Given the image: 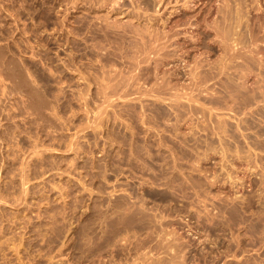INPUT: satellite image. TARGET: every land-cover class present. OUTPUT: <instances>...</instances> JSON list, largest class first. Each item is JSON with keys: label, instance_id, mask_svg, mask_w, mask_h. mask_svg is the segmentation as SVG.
Here are the masks:
<instances>
[{"label": "rangeland", "instance_id": "374dc122", "mask_svg": "<svg viewBox=\"0 0 264 264\" xmlns=\"http://www.w3.org/2000/svg\"><path fill=\"white\" fill-rule=\"evenodd\" d=\"M175 1L166 0L169 4L154 12L168 19L165 25L156 23L160 28L180 16L182 2ZM201 1L192 13L199 15L207 6ZM211 1L214 9L221 2ZM121 2L112 9L94 0H0V264H97L101 259L108 264L109 257L114 264H264V96L250 104L256 115L245 110L250 105L228 111L221 102L220 116L226 112L233 124L238 114L249 120L241 123L246 130H238L245 137L237 129L233 138L231 132L227 137L216 132L209 92L196 94L201 105L195 97L198 104L179 98L185 107L179 106L178 129L173 117L159 118L153 103L175 113L169 99L125 95L124 82L115 77L131 69L137 36L129 33L123 45L117 39L125 56L113 61L106 55L112 49L107 37L94 33L118 21L146 29L154 7L147 0ZM260 4L263 11L249 14L264 15V1ZM203 48L198 45L191 53L205 61L221 52ZM252 69L254 78L248 76L247 84L257 86L264 81L261 68ZM144 77L127 87L146 90L153 82ZM197 80L202 82L200 74ZM189 102L195 105L191 113ZM216 133L227 141L221 144Z\"/></svg>", "mask_w": 264, "mask_h": 264}, {"label": "bare ground", "instance_id": "6f19581e", "mask_svg": "<svg viewBox=\"0 0 264 264\" xmlns=\"http://www.w3.org/2000/svg\"><path fill=\"white\" fill-rule=\"evenodd\" d=\"M132 1V0H130ZM142 1V0H141ZM169 1V0H167ZM178 1H181L182 2V6L183 8L181 9V13L179 17H176L175 16V19L172 20V18L170 17V20L168 22H171V25L170 23H168L170 26L166 29L164 28H160L156 23H160L162 22L163 25L166 24L167 22V18L163 17V13H162V18L160 15V13H158L157 15L154 14V12H157V11H160L159 8L160 6H162L163 4L165 5H168L169 2H166L165 0V3L162 2V0H157V1H154V5H150L149 2H152L151 0L148 1L147 0V5L150 6V9L154 7V11H153V14H150V12L152 13L151 10H149V19L150 22H148L147 24V27L146 29H139V28H135V27H132L130 25H127L126 27L123 25V24H119L118 25V21L117 22V25H109V23L107 22L106 25H102L101 28L99 29H96V31H94V33L97 35L99 34L98 31H102L103 32V36L109 40L110 42V46L112 47V49L107 52V56L109 59H113V61L116 60V57H119V58H124V54L122 53V50H120V52H118L119 50L117 49V47L120 45H115L117 43H121V45H123L124 41L126 42V37L129 36L128 34L131 33L133 36H137V42H134L133 44H131V49L135 46V52L137 54H135L134 52V48L132 49L133 50V54H135V56H132L133 57V63L130 62V65H131V69H128L129 72H125L122 74L121 73H116V76L119 75L120 76V80H122L124 82L123 86H124V89H121V91L123 90V92L126 94L129 93H141V95L145 94V95H149L150 96H153L154 97H157L156 99H161L162 100L164 98H167L169 99L170 101V104L172 105V107L175 109V113H172V112H168L167 110L163 109V107H161L160 104L157 103H153V107H154V111H156V114L157 116H159V118L161 117V119H165V118H169L170 117H173L176 121L175 123V128H177V125L179 123L177 122H180L179 121V117H182V110L179 109V106L181 107H185V104H181V101L179 102V98L181 97H185L187 98L186 100L188 101H191L193 102V98L196 96L197 93H207L209 92L212 96L210 103L209 105L211 107L206 106V107H209L208 109H214L217 111L214 112L213 114V111L211 112V114L215 115L216 117V124H211L212 126H214L213 128L216 130L217 133L220 134V132L222 133H225V135L227 134V131L229 132V136L230 137H234L236 136L237 134L235 133V130L237 129V132L239 129H241V123L242 121L245 122V124L247 122H249V120H246V118L244 119V116L242 117L241 119V116H238V119L236 121H233V123H231V121H229L226 117L228 116H223L225 113L222 114V116L219 115V113L223 111V109L225 108V110L227 109H235L234 107H246L247 105H250L252 104V102H257V98H259L260 96H264V89L263 87H261V82H264V81H261L259 83V85L257 84V86L253 85H248L247 84V79H248V76L249 78L250 77V74L252 71L251 69L255 67L258 68H261V72H258L259 74H261V78L262 80L264 79V15L263 14H259L261 13V11H263L261 9V4H260V0H251L249 1V3H244L242 0H221L220 3H218V6L216 9L213 8V6L209 5L212 1L211 0H207V2L205 4H207V6L202 9V12L198 15L196 14L197 17H195V14L194 12L192 13V11H190V9H193L194 6L196 7V5L198 4L199 0H178ZM211 1V2H210ZM264 1V0H263ZM95 4H98L99 5H108L109 7H111L112 9H115L117 5H122L120 3L121 0H94ZM171 2V1H170ZM177 2V0L175 1ZM204 0L201 1L199 4L202 5V3L204 4ZM73 3V2H72ZM168 3V4H167ZM173 3V2H172ZM74 4V3H73ZM72 5V4H71ZM142 5V4H141ZM213 5V3H212ZM135 6V5H134ZM148 6V7H149ZM153 6V7H151ZM73 7V5H72ZM95 7V6H94ZM93 7V8H94ZM159 7V8H158ZM164 7V6H163ZM178 7V6H177ZM176 7V9H177ZM212 7V8H211ZM215 7V6H214ZM106 8V7H105ZM104 8V9H105ZM119 8V7H118ZM130 8V7H129ZM139 8V7H138ZM146 8V7H145ZM162 8V7H161ZM199 8V7H198ZM264 8V7H263ZM73 9V8H72ZM140 9V8H139ZM148 9V8H147ZM175 9V10H176ZM197 9V8H196ZM201 9V8H200ZM214 9V10H213ZM256 10L257 12L259 10H261L259 13H254L253 15L249 14V13H253L255 11L253 10ZM119 10V9H118ZM195 10V8L193 9ZM75 11V10H74ZM116 11V10H115ZM121 11V10H120ZM127 11H130V10H127ZM141 11V10H139ZM171 11V10H170ZM173 11V10H172ZM178 11V9H177ZM176 12V11H174ZM115 13V12H114ZM125 13V12H124ZM127 13V12H126ZM133 13V12H132ZM146 13V12H145ZM171 14V12H169ZM96 14V13H95ZM136 14V13H135ZM141 14V13H140ZM69 15V14H68ZM131 15V14H130ZM174 15V14H173ZM250 15V17H249ZM263 15V16H262ZM109 16V15H108ZM111 16V15H110ZM129 16V15H128ZM135 16V15H134ZM133 16V18H134ZM147 16H148V11H147ZM170 16V15H169ZM107 17V16H106ZM168 17V16H167ZM173 17V16H172ZM109 18V17H108ZM131 18V20L133 19ZM137 18V17H136ZM164 18V19H163ZM177 18V19H176ZM113 19V17H112ZM116 19V18H115ZM122 19V18H121ZM129 19V18H128ZM142 19V18H141ZM144 19V18H143ZM138 20V19H137ZM159 20H161L160 22H158ZM128 21V20H127ZM133 21V20H132ZM115 22V21H114ZM139 22V21H138ZM73 24V23H72ZM111 24V23H110ZM127 24V23H125ZM131 24V23H130ZM82 25V24H81ZM132 25H133V22H132ZM146 25V23H145ZM157 25V26H156ZM162 25V26H163ZM135 26V25H134ZM138 26H141V25H138ZM161 26V25H160ZM137 27V26H136ZM165 27V26H164ZM184 30V31H183ZM196 30V32L194 31ZM71 31V30H70ZM73 33V32H72ZM86 33V32H85ZM76 35V34H75ZM131 35V36H132ZM102 36V37H103ZM78 38V37H77ZM128 38V37H127ZM134 38V37H133ZM79 39V38H78ZM117 39L119 40V42L115 43L117 41ZM133 40H136L135 38ZM140 43V45L138 44ZM128 46H129V43H127ZM109 45V44H108ZM120 45V46H121ZM198 45L199 47L203 46L206 47V49L210 52H212L211 50H217V49H220L221 52H219V54H213L214 55H217L216 57L214 56V59L213 60H210L209 57L208 59L206 58L205 61L200 60V56H196L197 52L193 49V48H198ZM125 46V45H124ZM263 46V47H262ZM130 47V46H129ZM122 48V47H121ZM120 48V49H121ZM204 49V48H203ZM117 50V51H116ZM127 50V49H126ZM193 51H195L196 53H191ZM206 50V51H207ZM104 51V49H103ZM198 51V50H197ZM105 52V51H104ZM130 52V51H129ZM205 52L202 51V53ZM209 52V53H210ZM218 52V51H217ZM199 53V52H198ZM194 54H196L194 56ZM201 54V53H200ZM208 55V53H206ZM75 55V53H74ZM203 55V54H202ZM99 56V55H98ZM128 56V54H127ZM126 56V57H127ZM204 56V55H203ZM125 57V58H126ZM130 57V55H129ZM131 57V59H132ZM186 57H189L186 59ZM73 59V58H72ZM174 59V60H172ZM191 61H190V60ZM99 60V59H98ZM189 60V61H187ZM147 62V65L146 63ZM67 63V62H66ZM132 63V64H131ZM141 63H145V65H141ZM172 64L169 69H166L164 68L163 69V66L164 65H167V64ZM111 65V64H110ZM113 65V64H112ZM117 65V64H116ZM124 65V64H123ZM122 65V66H123ZM127 65V63H126ZM129 65V64H128ZM118 66V65H117ZM130 67V66H129ZM167 67V66H166ZM68 68V67H67ZM113 68V67H112ZM116 68H119V67H116ZM117 70V69H116ZM115 70V71H116ZM121 70V69H120ZM135 70V71H134ZM253 70V69H252ZM256 70V69H255ZM122 71H125V70H122ZM134 73H133V72ZM251 71V72H250ZM254 71V70H253ZM260 71V70H259ZM91 72V71H90ZM105 72V71H104ZM113 72V71H112ZM81 73V72H80ZM256 74V75H259V74ZM103 74V73H102ZM199 74L200 76L202 77V82H199L197 79L199 78ZM87 75V73H86ZM188 75V77H186ZM254 75V76H256ZM118 76V77H119ZM142 76H145L144 78L147 79V82L149 81H152V85H150V87L148 88L147 85L145 84L146 82H144V84L146 85L145 87H147L146 90H143L139 91V88L135 89L134 88H131L133 86H129L127 87V84L129 85V82L130 80L132 81H136L138 79H140ZM257 77V76H256ZM103 78V77H102ZM160 78V79H159ZM186 78H189L188 80L190 81H185L184 79ZM254 78V77H253ZM251 78V79H253ZM258 78V77H257ZM99 79V78H98ZM186 82L182 83L181 81L183 80ZM256 79V78H255ZM96 80V79H95ZM101 80V79H100ZM112 80V79H111ZM141 80V79H140ZM144 80V79H143ZM181 80V81H180ZM187 80V79H186ZM261 80V79H259ZM103 81V79L101 80ZM106 80H104L105 82ZM109 81V80H108ZM131 81V82H132ZM212 81V82H211ZM253 84L258 81V80H253ZM121 82V81H120ZM119 82V83H120ZM140 82V81H139ZM208 82V83H207ZM259 82V81H258ZM106 83V82H105ZM189 83V84H188ZM108 84V82H107ZM112 84V83H111ZM118 84V83H116ZM131 84V83H130ZM137 84V83H136ZM264 84V83H263ZM110 85V84H109ZM140 85V84H139ZM88 86V85H87ZM101 86V85H100ZM114 86H118V85H114ZM122 86V84H121ZM142 86V85H141ZM7 88V87H6ZM105 88H106V85H105ZM112 87L110 86V89ZM116 88V87H114ZM261 88V90H260ZM109 89V88H108ZM263 89V90H262ZM84 90V89H83ZM114 90V89H113ZM119 90V88H118ZM117 90V91H118ZM101 91H105V90H101ZM130 91V92H129ZM115 92V91H114ZM82 93V92H81ZM107 93V92H106ZM109 93V92H108ZM205 93V94H206ZM114 94V93H112ZM111 94V95H112ZM209 94V95H210ZM117 95V94H116ZM133 95V94H132ZM131 95V96H132ZM80 96V95H79ZM88 96V95H87ZM118 96V95H117ZM166 96V97H165ZM198 96V95H197ZM84 97V96H83ZM115 97V96H114ZM113 97V98H114ZM119 97V96H118ZM134 97V96H133ZM132 97V98H133ZM137 97V96H136ZM139 97V96H138ZM144 97V96H143ZM199 97V96H198ZM104 98V97H103ZM112 98V97H111ZM122 98V97H121ZM141 98V97H140ZM184 98V99H185ZM229 98H230V101L231 103H233L232 105L229 104L228 106V101H229ZM88 99V98H87ZM128 99V98H127ZM135 99V98H134ZM152 99V98H151ZM196 99V97L194 98ZM228 99V100H227ZM105 100V99H104ZM103 100V101H104ZM106 100H109V99H106ZM111 100V99H110ZM193 100V101H192ZM198 100V103H199V100L200 99H196ZM263 100V99H262ZM261 100V101H262ZM127 101V100H126ZM155 101V100H154ZM166 101V100H165ZM264 101V100H263ZM184 102V101H183ZM187 102V101H186ZM195 102V101H194ZM221 102L224 103V108L222 107V110L220 111V108H221ZM109 103V102H108ZM132 103V102H131ZM195 102V104H198ZM201 103H205V102H201ZM230 103V102H229ZM258 103V102H257ZM256 103V105H257ZM263 103V102H262ZM261 103V104H262ZM127 104V103H126ZM200 104V103H199ZM208 104V103H207ZM109 105V104H108ZM130 105V104H129ZM169 105V106H171ZM187 105H189L188 107V110H190V113L191 111H195V105L193 106L192 103H188ZM201 105V104H200ZM202 105H205V104H202ZM255 105V106H256ZM114 106V105H113ZM126 106V105H124ZM250 109L249 107H246L247 109H245L246 111L249 110V112H251V109H252V105H250ZM144 107V106H143ZM198 107V106H196ZM203 107V106H202ZM152 108V107H151ZM201 108V107H200ZM255 108V107H254ZM141 109V108H140ZM172 109V108H171ZM197 109V108H196ZM203 109H207V108H202L201 110ZM243 109V108H241ZM153 110V108H152ZM228 110V111H229ZM148 111V110H147ZM186 111V110H185ZM198 111V110H197ZM208 111V110H207ZM220 111V112H218ZM234 111V110H233ZM253 111V109H252ZM201 112V111H200ZM241 112V110H240ZM238 112V113H240ZM244 111H242L243 113ZM248 112V113H249ZM189 112H187V115H188ZM196 113V112H195ZM204 113V112H203ZM210 113V112H209ZM237 113V112H235ZM241 113V114H242ZM254 113V111L252 112ZM154 114V112H153ZM205 114V113H204ZM203 114V115H204ZM234 114V112H233ZM255 114V113H254ZM264 114V113H263ZM151 115V114H150ZM181 115V116H180ZM227 115H229L230 117V114L229 112L227 113ZM235 115V114H234ZM233 115V117H234ZM244 115V114H243ZM247 115H251L250 114H247ZM245 114V117L247 116ZM256 115V114H255ZM186 116V115H185ZM205 116V115H204ZM232 116V115H231ZM149 117V115H148ZM153 117V115L151 116V118ZM189 117V116H188ZM213 116H209L208 119H211ZM222 117H225L222 119ZM232 117V118H233ZM236 117V118H237ZM251 117V116H250ZM254 117V116H253ZM256 117V116H255ZM143 118V117H142ZM150 118V119H151ZM154 118V117H153ZM184 118V117H183ZM186 118V117H185ZM192 118V117H191ZM207 118V117H206ZM205 118V119H206ZM235 118V117H234ZM235 118V119H236ZM262 119L264 117H261ZM158 119V118H157ZM182 119V118H181ZM204 119V120H205ZM207 119V120H208ZM247 119H248V116H247ZM250 119V118H249ZM258 119V118H257ZM142 120V119H141ZM144 120V119H143ZM153 120L156 121V119L154 118ZM215 120V119H214ZM234 120V119H232ZM253 120V118H252ZM152 121V119L150 120ZM185 121V120H184ZM201 121V120H200ZM251 121V119H250ZM191 122V121H190ZM206 122V121H204ZM203 122V124H204ZM254 122V121H253ZM144 123V122H143ZM149 123V122H148ZM160 123V122H159ZM166 123V122H165ZM200 123V122H198ZM211 123V122H210ZM213 123V122H212ZM215 123V122H214ZM255 123H256V119H255ZM254 123V124H255ZM259 123V122H258ZM263 123V122H262ZM151 124V123H150ZM167 124V123H166ZM172 124V123H171ZM257 124V123H256ZM189 125V124H188ZM248 125V124H247ZM264 125V124H262ZM153 126V125H152ZM162 126V125H161ZM174 126V124H173ZM193 126V125H192ZM197 126V125H196ZM195 126V127H196ZM200 126V125H199ZM203 126V125H202ZM201 126V127H202ZM234 126V130L232 129ZM261 126V125H260ZM208 127V126H207ZM240 127V128H239ZM245 127V126H244ZM242 128L243 130H246L245 128ZM247 127V126H246ZM249 127V126H248ZM251 127V126H250ZM263 128V127H261ZM260 128V129H261ZM178 129V128H177ZM192 129V128H191ZM200 129V128H199ZM202 129H205V128H202ZM213 129V130H214ZM157 130V129H156ZM173 130V129H172ZM243 130H240L241 131V136H246L245 133H243ZM176 131V130H175ZM206 131V130H204ZM239 131V132H240ZM159 132V131H158ZM177 132V131H176ZM231 132V134H230ZM238 132V133H239ZM180 133V132H179ZM178 133V134H179ZM216 133V134H217ZM222 133V134H223ZM210 134V133H209ZM217 134V136L219 135ZM260 134V133H259ZM263 134V133H262ZM160 135V134H159ZM189 135V134H188ZM211 135V134H210ZM215 135V134H214ZM221 135V134H220ZM218 136L221 138V136ZM161 136V135H160ZM159 136V137H160ZM158 137V136H157ZM225 137V136H224ZM227 137V135H226ZM218 138L219 140H221L223 138L220 139ZM237 138V137H236ZM235 138V139H236ZM247 138V137H246ZM224 139L227 141L226 138H223L221 142H224ZM238 140V139H236ZM255 140V139H254ZM216 141V140H215ZM239 141V140H238ZM219 142V141H218ZM237 142V141H236ZM234 142V143H236ZM241 142V141H240ZM248 142V141H247ZM184 143V142H183ZM250 143V142H248ZM222 144V143H221ZM233 144V143H232ZM237 144H239L237 142ZM253 144V143H252ZM234 145V144H233ZM241 145V144H240ZM242 145H243V142H242ZM251 145V144H250ZM187 146V145H186ZM210 146V145H209ZM225 146V145H224ZM238 147V145H234L233 147ZM245 146V145H244ZM232 147V146H231ZM230 147V148H231ZM232 147V148H233ZM242 147V146H241ZM246 147V146H245ZM211 148V147H210ZM239 148V147H238ZM248 148V147H247ZM246 148V149H247ZM253 148V147H252ZM234 149V148H233ZM236 149V148H235ZM241 149V148H240ZM244 149V148H243ZM260 149V148H259ZM224 150V149H223ZM237 150V149H236ZM234 150L232 153L234 154V152L236 151ZM251 150V149H250ZM255 150H258V149H255ZM264 150V149H263ZM238 151V150H237ZM241 151V150H239ZM243 151V150H242ZM241 151V153H242ZM160 152V150H159ZM222 152V151H221ZM226 152V151H225ZM244 152V151H243ZM249 152V151H247ZM252 152V150H251ZM250 152V154H251ZM255 152V151H253ZM261 152V151H259ZM238 153V152H237ZM240 153V152H239ZM239 153L237 155H239ZM257 153V151H256ZM207 154V153H206ZM228 154V152L226 153H223L222 155H224V157L226 158V155ZM230 154V153H229ZM232 154V155H233ZM243 154V153H242ZM245 154V152H244ZM173 155V154H172ZM230 154V156H232ZM236 155V154H235ZM233 155V156H235ZM248 155V153H247ZM257 154H255L256 156ZM259 155V154H258ZM252 156V155H251ZM237 158L239 157L236 156ZM242 157V155H241ZM244 157H246L244 155ZM243 157V158H244ZM249 155L247 156V160H250V158L248 159ZM236 158V159H237ZM255 158V157H254ZM258 158V156H257ZM230 159V158H229ZM232 160V159H231ZM231 160L229 161V163L231 162ZM234 160V159H233ZM245 160V158H244ZM259 160V159H258ZM257 160V161H258ZM228 161V160H227ZM256 161V160H255ZM234 162V161H233ZM231 164V163H230ZM234 165V164H232ZM223 166V165H222ZM205 167V166H204ZM225 167V166H224ZM230 167V166H229ZM226 168V167H225ZM248 168V167H247ZM229 169V168H228ZM231 169V168H230ZM243 169V168H242ZM226 171V170H225ZM228 171H231V170H228ZM227 171V173H228ZM230 173V172H229ZM233 173V172H231ZM229 175H232V174H228ZM227 176V175H226ZM230 177V176H229ZM234 177V176H233ZM236 178V177H235ZM241 178V177H240ZM232 179V178H230ZM232 181V180H231ZM235 181V180H234ZM233 183V182H232ZM153 214V213H152ZM112 215V214H111ZM103 219V218H102ZM159 220V219H158ZM160 221V220H159ZM161 224V223H160ZM96 227V226H95ZM86 229V228H85ZM92 229V228H91ZM165 229V228H164ZM89 230V229H88ZM97 230V229H95ZM105 230V229H104ZM74 231V230H73ZM84 231V230H83ZM87 231V230H85ZM90 232V230H89ZM92 232V231H91ZM166 232V231H165ZM96 233V232H94ZM99 233V232H98ZM106 233V232H105ZM97 234V233H96ZM95 236H98L96 235ZM163 234V233H161ZM160 234V235H161ZM83 235V234H82ZM88 235V234H87ZM171 235V234H170ZM92 236V235H91ZM89 236V237H91ZM105 236V235H104ZM107 236V234H106ZM169 236V235H168ZM88 237V236H87ZM93 237V236H92ZM91 237V238H92ZM103 238V236H101ZM110 237V236H108ZM95 239V237H93ZM92 238V239H93ZM102 238H99V239H102ZM112 238V237H111ZM86 239V238H85ZM105 239L107 240V238L105 237ZM104 239V241H105ZM110 239V238H109ZM107 240L110 241V240ZM130 239V238H129ZM170 239V238H169ZM173 239V238H172ZM90 240V238L88 239V241ZM96 240V239H95ZM112 240V239H111ZM114 240V239H113ZM176 240V239H175ZM84 242L85 244L88 242ZM98 241V239H97ZM116 241V240H115ZM170 241V240H169ZM90 242V241H89ZM89 242L87 244H89ZM94 242V241H93ZM103 242V241H102ZM102 242L101 244L98 243L95 241L94 243H97L98 246L102 245ZM112 243V241H110ZM128 242V240H127ZM173 242V241H172ZM178 241H176L177 243ZM92 244V242H90ZM106 242H103V244H105ZM109 243V242H108ZM109 243V245L111 244ZM114 243V242H113ZM112 243V244H113ZM117 243V242H116ZM122 243H124L122 241ZM121 243V244H122ZM164 243V242H163ZM166 243V242H165ZM171 243V242H170ZM169 243V245H166V246H171V244ZM240 243V242H238ZM11 244V243H10ZM83 244V243H82ZM86 244V245H87ZM175 244V243H174ZM1 245V243H0ZM96 244H94L95 246ZM117 245V244H116ZM119 245V243H118ZM124 245V244H123ZM122 245V246H123ZM127 245V244H126ZM133 245V244H132ZM163 245V244H162ZM82 246V245H81ZM90 247V245H88ZM86 246V247H88ZM93 246V245H92ZM97 246V247H98ZM104 247H106V245H102ZM101 246V247H102ZM108 246V245H107ZM115 246V244H114ZM141 246V245H140ZM228 246V245H227ZM240 246V245H239ZM61 247V246H60ZM85 247V245H84ZM96 247V246H95ZM119 247V246H118ZM129 247V246H128ZM133 247V246H132ZM131 247V248H132ZM174 247V245H173ZM177 247V246H176ZM175 247V248H176ZM93 248V247H92ZM100 248V247H98ZM117 248V247H116ZM125 248V247H124ZM168 247H166L167 249ZM234 248H237L234 247ZM20 249V248H19ZM88 249V248H86ZM85 249V250H86ZM90 249V250H89ZM88 249V251H91V247ZM102 249V248H101ZM110 249V248H109ZM177 249V248H176ZM17 250V249H16ZM15 250V251H16ZM84 250V249H82ZM81 250V251H82ZM96 250H98L96 248ZM94 250V251H96ZM104 250V249H103ZM116 250V249H115ZM114 250V251H115ZM120 250V249H119ZM129 250V249H128ZM169 250V249H168ZM173 250V249H172ZM87 251V253H88ZM101 251V250H99ZM121 251V250H120ZM176 251V250H175ZM229 251V250H228ZM236 251V250H235ZM92 252V251H91ZM117 252V251H116ZM127 252H130V251H127ZM179 252V251H178ZM223 252V251H222ZM226 252V251H225ZM18 253V252H17ZM86 253V255H87ZM90 253V252H89ZM101 253V252H100ZM112 253V251H111ZM121 253V252H120ZM136 253V252H135ZM224 253V252H223ZM2 254V253H1ZM92 254H94V252H92ZM99 254V253H98ZM116 254V253H115ZM123 254H125L123 252ZM128 254V253H127ZM85 255V256H86ZM114 255V254H113ZM112 255V257H113ZM119 255V254H118ZM134 255V254H133ZM132 255V256H133ZM172 255V254H171ZM178 255V254H177ZM226 255V254H225ZM6 256V255H5ZM88 256V255H87ZM117 256V255H116ZM135 256V255H134ZM133 256V257H134ZM173 256V255H172ZM176 256V255H175ZM224 256V255H223ZM84 257V256H83ZM89 257V256H88ZM158 257V256H157ZM216 256H214L215 258ZM219 256H217L218 258ZM222 257V256H221ZM137 258V257H135ZM134 258V259H135ZM171 258V256H170ZM201 258V257H200ZM207 258V257H206ZM205 258V260H206ZM223 258V257H222ZM94 259V258H93ZM110 259V262H111V258L109 257ZM122 259V258H121ZM149 259V258H148ZM175 259V258H174ZM197 259V258H196ZM212 259V258H211ZM210 259V260H211ZM221 259V258H220ZM83 260V259H82ZM102 260V259H101ZM100 260V261H101ZM114 260V258H113ZM129 260V259H128ZM147 260V259H146ZM214 260V259H212ZM219 260V259H217ZM96 261H97V258H96ZM100 261H98L100 263ZM104 261V260H103ZM106 261V260H105ZM104 261V262H105ZM126 261V260H125ZM130 261V260H129ZM137 261V260H135ZM172 261V259H171ZM170 261V263H171ZM196 261V260H195ZM208 261V260H207ZM216 261V260H215ZM67 262V261H66ZM94 262V261H93ZM109 262V263H110ZM157 262V261H156ZM159 262V261H158ZM157 262V263H158ZM217 262V261H216ZM71 263V262H70ZM69 263V264H70ZM97 263V264H99ZM108 263V264H109ZM112 264H114L113 262H111ZM117 263V262H116ZM123 263V261H122ZM121 263V264H122ZM132 263V261H131ZM134 263V262H133ZM132 263V264H133ZM139 262H137L138 264ZM155 263V262H154ZM153 263V264H154ZM156 263V264H157ZM160 264H163L161 262H159ZM169 263V261H168ZM198 263V262H196ZM205 263V261L203 262ZM207 263V262H206ZM211 263V262H210ZM227 263V262H226ZM12 264V263H11ZM91 264V263H90ZM101 264V263H100ZM118 264V263H117ZM136 264V263H135ZM166 264V263H165ZM200 264V262H199ZM225 264V263H223Z\"/></svg>", "mask_w": 264, "mask_h": 264}]
</instances>
